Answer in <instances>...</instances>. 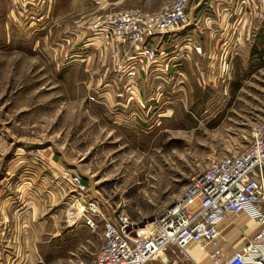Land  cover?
I'll use <instances>...</instances> for the list:
<instances>
[{
  "label": "rangeland",
  "instance_id": "374dc122",
  "mask_svg": "<svg viewBox=\"0 0 264 264\" xmlns=\"http://www.w3.org/2000/svg\"><path fill=\"white\" fill-rule=\"evenodd\" d=\"M72 1L68 0L67 12L62 13L53 0L47 4L42 0H0V127L8 142L0 146V157L4 155L5 160L11 153L13 138L63 147L67 158L78 166L63 171L80 176L83 186L79 189L67 182L71 191L64 201L66 211L56 216L65 223L67 235L71 224L85 222L79 212L91 200L111 217L124 212L142 230L155 224L182 197L191 178L204 172L211 161L241 151L249 143L253 128L262 122L264 15L234 46L239 54L237 62L235 66L229 62L227 69L235 72L231 78L226 74L223 84L194 81L179 92L163 85L167 91L161 92V118L141 113L142 117L123 118L127 123L133 120L132 125L111 128L94 113L112 112L102 92L95 90V80L109 71L108 77L130 81L118 71V64L131 50L121 47L116 54V45L99 36L103 33L95 31L93 24L126 10L156 14L177 0H76L77 7ZM246 1L241 2L245 5ZM199 2L190 0V19L200 8ZM260 10L264 13V7ZM152 67L141 71L151 77ZM43 153V148H34L24 156L41 161ZM56 210L52 215L59 213ZM44 217L50 225L43 235L36 229L30 235L42 238L30 246L34 258L19 264L93 263L87 261L91 248L80 246L79 238L65 246L52 244L60 230L53 228L52 217ZM156 229L157 224L143 234L152 236ZM99 232L102 245L103 230ZM191 248L194 254L201 251L196 245ZM225 249L231 256L230 247ZM201 254L200 264H211L207 254ZM167 260L168 264H194L172 249L167 250Z\"/></svg>",
  "mask_w": 264,
  "mask_h": 264
},
{
  "label": "crops",
  "instance_id": "0c3cea01",
  "mask_svg": "<svg viewBox=\"0 0 264 264\" xmlns=\"http://www.w3.org/2000/svg\"><path fill=\"white\" fill-rule=\"evenodd\" d=\"M53 1L60 12H67L65 7L68 0ZM241 1L200 0L201 6L191 16L187 26L166 35L164 41L161 40L162 43L156 41L160 57L152 67L153 76L148 77L141 71L144 69H141L136 80L124 82L112 76L108 77L109 71L105 76L97 78L95 90L98 93L102 92L106 105L112 112L94 111L96 117L107 121L111 128L132 125L133 120L132 123H127L128 121H124L123 118H137L135 115L142 117L141 113L145 114L143 116L161 118L159 113L163 107L161 92L167 91L163 85L179 92L194 81L204 85L217 81L223 84L227 80L226 74L231 78L230 75H233L235 70L229 72L227 64L230 62L235 66L236 56L239 55L234 46L239 43L241 37L251 32L253 23H259L264 15L257 0H247L249 2H245V5ZM72 2L77 7V1ZM70 9L71 3L68 7V10ZM78 32L79 30H76V33ZM194 45L202 47V55L197 54ZM81 47L80 50H83V46ZM124 95L126 103L123 102ZM124 106L130 109L123 111ZM1 134L2 127L0 146L3 147L8 142ZM12 141L14 144L10 146L13 152L11 151L5 160L4 155L0 157V264L15 262L19 264L34 258V251H30V246H36V242L42 240L43 230L50 225L49 219L44 217L45 214L47 218H53L55 231L60 230L55 234V243L52 244L65 246L68 241H76V238H79L82 242L80 246L90 247L92 250L87 261H94L101 248L99 237L102 240V232L94 233L85 222L77 220L70 225L71 233L67 235L65 223H61L56 217L66 211L64 201L68 190L71 191L70 184L61 180V172L67 168L78 169L76 163L67 158L62 151L63 147L53 143L16 141L14 138ZM34 148L44 149L43 160H29L24 156L28 150ZM53 210L59 213L54 212L52 215ZM221 227L224 229L223 238L216 241L214 246L230 247L232 254L243 247L259 230V225L245 216L236 218L229 216ZM35 229L38 234L41 233L40 237H30Z\"/></svg>",
  "mask_w": 264,
  "mask_h": 264
},
{
  "label": "built area",
  "instance_id": "2783aa9c",
  "mask_svg": "<svg viewBox=\"0 0 264 264\" xmlns=\"http://www.w3.org/2000/svg\"><path fill=\"white\" fill-rule=\"evenodd\" d=\"M257 1L264 7V0ZM47 2L42 0V4ZM189 2L177 0L156 14L138 10L109 14L93 24V29L116 45V54L121 47L131 50L118 64V71L132 80L141 69L158 62L156 41L190 23ZM194 50L203 54L199 45H194ZM62 173L65 182L83 188L80 176ZM79 213L92 232L103 230L104 242L92 264H152L172 246L186 250L184 256L199 264L187 251L192 245L207 254L211 264H264V118L253 128L249 143L241 151L211 161L204 172L191 178L182 197L157 219L152 236L140 233L124 212L111 217L93 200ZM229 216H245L259 225L257 233L231 256L225 247L214 246L223 238L221 224ZM161 262L168 264V260Z\"/></svg>",
  "mask_w": 264,
  "mask_h": 264
},
{
  "label": "bare ground",
  "instance_id": "6f19581e",
  "mask_svg": "<svg viewBox=\"0 0 264 264\" xmlns=\"http://www.w3.org/2000/svg\"><path fill=\"white\" fill-rule=\"evenodd\" d=\"M155 224H149L148 226H147V228H145V229H142V230H139V231H141L140 233H145L146 232V230L148 229V228H151V227H153ZM169 249H172V250H174V251H180L179 249H177V248H175V247H170ZM188 251V253L191 255V256H193L195 259H197L198 261H199V264L201 263V261H202V259H203V257H202V252L201 251H199L200 253H196V254H194V251L193 250H191V249H188L187 250ZM181 253L182 252H186V250L185 251H180ZM172 253H174V252H172ZM175 254V253H174ZM203 255H204V253H203ZM167 260V251L165 250L164 252H162L160 255H159V257H157L156 258V260H154V262L153 263H155V264H162V262L161 261H166ZM152 263V264H153Z\"/></svg>",
  "mask_w": 264,
  "mask_h": 264
},
{
  "label": "water",
  "instance_id": "95a60500",
  "mask_svg": "<svg viewBox=\"0 0 264 264\" xmlns=\"http://www.w3.org/2000/svg\"><path fill=\"white\" fill-rule=\"evenodd\" d=\"M151 221H152V220H151ZM151 221H150V222H151Z\"/></svg>",
  "mask_w": 264,
  "mask_h": 264
}]
</instances>
